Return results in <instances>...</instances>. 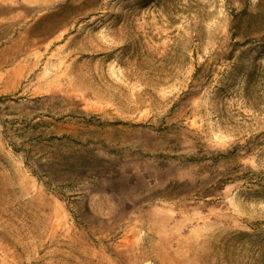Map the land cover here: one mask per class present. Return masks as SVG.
Listing matches in <instances>:
<instances>
[{
    "label": "rangeland",
    "instance_id": "obj_1",
    "mask_svg": "<svg viewBox=\"0 0 264 264\" xmlns=\"http://www.w3.org/2000/svg\"><path fill=\"white\" fill-rule=\"evenodd\" d=\"M0 264H264V0H0Z\"/></svg>",
    "mask_w": 264,
    "mask_h": 264
}]
</instances>
